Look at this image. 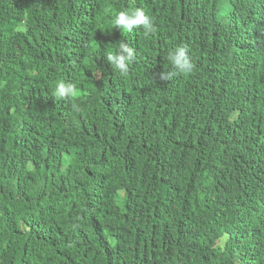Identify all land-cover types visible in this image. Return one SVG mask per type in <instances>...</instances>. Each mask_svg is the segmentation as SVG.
<instances>
[{"label":"trees","instance_id":"1","mask_svg":"<svg viewBox=\"0 0 264 264\" xmlns=\"http://www.w3.org/2000/svg\"><path fill=\"white\" fill-rule=\"evenodd\" d=\"M0 264H264V0H0Z\"/></svg>","mask_w":264,"mask_h":264},{"label":"clouds","instance_id":"2","mask_svg":"<svg viewBox=\"0 0 264 264\" xmlns=\"http://www.w3.org/2000/svg\"><path fill=\"white\" fill-rule=\"evenodd\" d=\"M110 29L116 28L123 33H131L140 29L145 36L156 31L154 18L143 8H125L116 10L109 21ZM134 51L124 41H119L115 48H109L105 59L111 68L122 75L127 74L129 65L133 61ZM166 60L172 71L163 70L157 74L161 81L170 80L177 74H187L194 70L190 49L188 45H176L167 52ZM54 98L59 100L75 98L79 95L77 83L71 81H58L54 86Z\"/></svg>","mask_w":264,"mask_h":264}]
</instances>
